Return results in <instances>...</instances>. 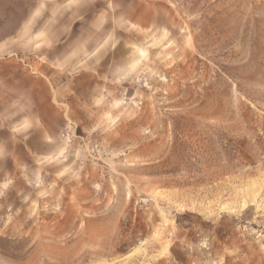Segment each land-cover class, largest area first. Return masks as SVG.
<instances>
[{
	"label": "rangeland",
	"instance_id": "obj_1",
	"mask_svg": "<svg viewBox=\"0 0 264 264\" xmlns=\"http://www.w3.org/2000/svg\"><path fill=\"white\" fill-rule=\"evenodd\" d=\"M0 264H264V0H0Z\"/></svg>",
	"mask_w": 264,
	"mask_h": 264
},
{
	"label": "bare ground",
	"instance_id": "obj_2",
	"mask_svg": "<svg viewBox=\"0 0 264 264\" xmlns=\"http://www.w3.org/2000/svg\"><path fill=\"white\" fill-rule=\"evenodd\" d=\"M137 52L141 55V56H144L146 54V50H144L143 48L141 47H137ZM137 53V54H138ZM168 249V248H167Z\"/></svg>",
	"mask_w": 264,
	"mask_h": 264
},
{
	"label": "crops",
	"instance_id": "obj_3",
	"mask_svg": "<svg viewBox=\"0 0 264 264\" xmlns=\"http://www.w3.org/2000/svg\"><path fill=\"white\" fill-rule=\"evenodd\" d=\"M37 156H40V157H45L43 154H38Z\"/></svg>",
	"mask_w": 264,
	"mask_h": 264
}]
</instances>
